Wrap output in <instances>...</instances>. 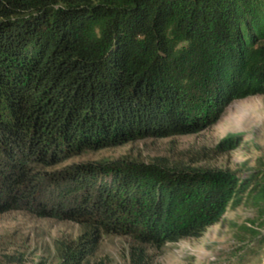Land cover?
Returning <instances> with one entry per match:
<instances>
[{
	"label": "trees",
	"instance_id": "16d2710c",
	"mask_svg": "<svg viewBox=\"0 0 264 264\" xmlns=\"http://www.w3.org/2000/svg\"><path fill=\"white\" fill-rule=\"evenodd\" d=\"M256 95L264 0H0V215L78 224L60 264H86L103 235L155 249L200 237L233 198L228 172L137 162L47 169L198 133ZM131 259L151 264L142 248Z\"/></svg>",
	"mask_w": 264,
	"mask_h": 264
},
{
	"label": "rangeland",
	"instance_id": "374dc122",
	"mask_svg": "<svg viewBox=\"0 0 264 264\" xmlns=\"http://www.w3.org/2000/svg\"><path fill=\"white\" fill-rule=\"evenodd\" d=\"M115 162L228 172L235 178L233 198L220 221L200 237L155 249L129 236L103 235L86 264H131L137 248L145 251L151 264H264V96L234 100L198 133L88 151L47 170ZM81 234V227L71 221L39 218L28 211L2 214L0 262L60 264L61 244L76 241Z\"/></svg>",
	"mask_w": 264,
	"mask_h": 264
}]
</instances>
